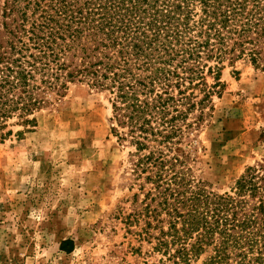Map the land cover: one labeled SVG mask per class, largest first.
Instances as JSON below:
<instances>
[{
  "label": "trees",
  "instance_id": "16d2710c",
  "mask_svg": "<svg viewBox=\"0 0 264 264\" xmlns=\"http://www.w3.org/2000/svg\"><path fill=\"white\" fill-rule=\"evenodd\" d=\"M241 59L264 70V0H0V143L74 83L106 91L139 181L126 232L156 264H264V168L220 193L190 166L191 129Z\"/></svg>",
  "mask_w": 264,
  "mask_h": 264
},
{
  "label": "rangeland",
  "instance_id": "374dc122",
  "mask_svg": "<svg viewBox=\"0 0 264 264\" xmlns=\"http://www.w3.org/2000/svg\"><path fill=\"white\" fill-rule=\"evenodd\" d=\"M220 77L191 129L190 166L223 193L248 167L264 168V70L241 59ZM112 115L106 91L77 82L36 112L33 131L0 143V264L157 263L116 219L139 181L134 147L112 133Z\"/></svg>",
  "mask_w": 264,
  "mask_h": 264
}]
</instances>
